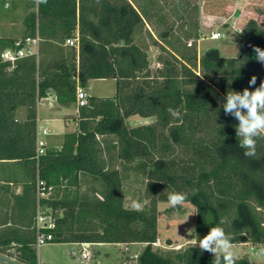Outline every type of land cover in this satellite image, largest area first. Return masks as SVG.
<instances>
[{
  "label": "trees",
  "instance_id": "obj_1",
  "mask_svg": "<svg viewBox=\"0 0 264 264\" xmlns=\"http://www.w3.org/2000/svg\"><path fill=\"white\" fill-rule=\"evenodd\" d=\"M33 1L28 35L38 32L43 42L61 44L78 34L79 50L50 61L20 60L10 70L1 50L14 41L0 39V168L9 170L0 178V253L15 251L18 261L38 264V179L53 188L52 199L43 201L55 217V228L46 231L53 236L50 243H140L146 247L138 264H212L213 255L195 246L174 256L153 250L156 203L178 192L196 209L198 239L219 225L234 244H264L257 213L264 210V138L257 140L254 156H245L236 137L238 121L222 107L228 90L242 92L253 75L257 80L250 91L264 80V64L253 51L264 49L257 21L240 33L244 49L238 57L206 53L198 61L201 76L168 34L160 35L161 49L170 58L153 74L147 53L134 40L148 13L129 0ZM108 79L116 81V96H89L79 111L78 132L37 160L39 101L54 91L57 101L68 105L76 102L78 86ZM169 108L180 115L173 117ZM20 109L26 111L23 121L17 118ZM134 115L156 118V123L129 127L126 120ZM177 147L189 156L176 157ZM136 162L152 194L147 210L125 208L122 171L114 167ZM87 177L101 186L93 198L80 193ZM12 184L22 185V192L17 194ZM237 264L254 263L243 257Z\"/></svg>",
  "mask_w": 264,
  "mask_h": 264
},
{
  "label": "rangeland",
  "instance_id": "obj_2",
  "mask_svg": "<svg viewBox=\"0 0 264 264\" xmlns=\"http://www.w3.org/2000/svg\"><path fill=\"white\" fill-rule=\"evenodd\" d=\"M177 1L167 0L164 12L162 13L163 23L155 24L141 23L135 32V43L148 54L150 68L153 74L164 68V60L170 58L167 53L160 49L158 39L160 35L167 33L169 39L175 44L178 52L189 58L193 68L199 76L203 74L200 67V59L206 53L214 50L220 52L221 57H238L244 49V42L240 33L246 28L251 20L257 21L261 32H264V0H241L238 3H226V0H206L200 7L199 19H194L192 12L184 14L177 11ZM185 2L188 0H184ZM190 1V0H189ZM188 1L189 4H191ZM33 0H11L10 6L6 7L5 2L0 0V39L10 42L23 38L30 33L31 25L29 16L35 11ZM192 2V1H191ZM230 2V1H229ZM236 17L232 18V15ZM41 22V21H40ZM219 32L222 38L216 41L211 40L212 34ZM199 35V36H198ZM204 39L202 41V39ZM201 39V40H199ZM75 48L68 47L66 41L61 44L43 42L40 48V61L62 58L71 54ZM4 49L1 50V57ZM161 56L162 61L158 62ZM51 58V59H48ZM4 58L2 57V60ZM38 59V60H39ZM176 66L180 68V63ZM194 86L188 87L193 88ZM85 91V90H84ZM86 92V91H85ZM90 97L114 98L116 96V82L112 80L93 81L89 89ZM23 113L19 111L18 120L23 119ZM129 127H139L156 123V118H142L134 115L126 120ZM45 128L42 125L40 131ZM159 133L168 134L166 129H158ZM40 132V133H41ZM52 134H62L64 130L50 131ZM73 132V131H71ZM43 137V136H41ZM44 138V137H43ZM62 141H50L49 147L59 148ZM176 157H188L182 148L177 147ZM138 162L122 166L115 165L122 171V182L124 192V206L131 210H147L152 206V194L147 192L148 181L144 173L136 168ZM8 172V173H7ZM9 170L0 168V178H6ZM18 185L12 188L15 190ZM101 190L100 183L87 177L83 180L80 193L94 197ZM53 195V192H52ZM4 195L0 192V198ZM52 199V196H51ZM158 213V240L153 244V250L162 255L174 256L191 246H196L197 237V213L196 209L189 203L172 207L169 202L159 201L156 203ZM263 219L264 210H257ZM195 229V233L189 234V229ZM237 259L247 257L254 264H264V258H258L251 254V248H258L261 245H254L251 242L235 244ZM146 247V244H92L89 250L91 259L84 260L81 257L82 246L77 243H46L42 246L36 245L38 264H138V257ZM1 254L0 259H5L0 264H24L14 258L13 254ZM12 262V263H11Z\"/></svg>",
  "mask_w": 264,
  "mask_h": 264
},
{
  "label": "clouds",
  "instance_id": "obj_3",
  "mask_svg": "<svg viewBox=\"0 0 264 264\" xmlns=\"http://www.w3.org/2000/svg\"><path fill=\"white\" fill-rule=\"evenodd\" d=\"M46 3L47 0H38ZM255 59L264 64V49L254 47ZM257 77L253 75L249 80V87L242 92L228 90L225 94V102L222 104L225 115L234 117L238 124L235 126L236 137L239 138V147L244 149V155H255L257 140L264 138V80L254 90H249L256 84ZM173 117L180 115L177 109L169 108ZM184 193L172 192L168 195V202L172 207L184 204ZM223 221H221V224ZM195 233V229H189V234ZM200 251L213 255L212 264H237V251L233 239L226 234L223 227L215 225L206 235L199 238L196 246ZM251 254L264 258V245L251 248Z\"/></svg>",
  "mask_w": 264,
  "mask_h": 264
},
{
  "label": "crops",
  "instance_id": "obj_4",
  "mask_svg": "<svg viewBox=\"0 0 264 264\" xmlns=\"http://www.w3.org/2000/svg\"><path fill=\"white\" fill-rule=\"evenodd\" d=\"M133 6L137 10H141L143 12L148 13V17H146V20H144L145 24H155L158 21V25L161 26L163 23V17L161 16L164 12L167 0H129ZM189 1V0H188ZM188 1L179 0L177 1V11L183 12V11H191L197 14V16L194 19H199L200 16V7L205 3L206 0H190ZM192 1V2H191ZM230 1V2H229ZM241 2V0H226V3H238ZM194 8V9H191ZM236 17V15H232V18ZM154 18H157V21ZM202 39V38H201ZM199 39V40H201ZM204 39H202L203 41ZM43 43V41H42ZM41 43V46H42ZM158 44L161 49V47L164 45L161 41V38L159 36ZM68 46V45H67ZM69 47V46H68ZM147 53V52H146ZM148 55V54H147ZM59 58V57H58ZM51 59V58H48ZM53 60V59H51ZM151 69V68H150ZM112 80V79H108ZM93 81H99V80H92L89 82L88 86L86 88H83L88 96H91L89 93L90 85ZM115 81V80H112ZM116 82V81H115ZM117 90V89H116ZM101 98V97H97ZM77 99L76 102L68 104V105H62L57 101V97L54 91H49L47 96L42 98L39 101L38 104V132H41L40 129L42 125L45 126L43 130L48 131V135L45 136V139L48 143V148H57V146L49 147L50 141H62L61 143H58L62 146L64 142V138L67 134H75L78 132L79 129V111H80ZM21 113H23V120H25L26 117V111L25 109H20ZM19 113V112H18ZM64 130L62 134H52L50 131L54 130ZM73 131V132H71ZM60 146V147H61ZM59 147V148H60ZM3 169V168H1ZM15 172H17L18 176L20 177L21 171L19 169H16ZM14 186L13 184L11 185ZM22 185H18V187L14 190L17 194H20L22 192ZM4 198V197H3ZM37 245V244H36Z\"/></svg>",
  "mask_w": 264,
  "mask_h": 264
},
{
  "label": "built area",
  "instance_id": "obj_5",
  "mask_svg": "<svg viewBox=\"0 0 264 264\" xmlns=\"http://www.w3.org/2000/svg\"><path fill=\"white\" fill-rule=\"evenodd\" d=\"M3 1L5 2L6 7L10 6L11 0H3ZM221 38H222V34L219 32H216L211 36V40L213 41L219 40ZM42 41L43 40L41 39L38 32L35 35H27L23 38L15 40L10 47L4 49L2 53V57L4 58L3 61L10 63L11 64L10 70H12L15 67L16 62L20 60H24L27 58L39 59ZM66 44L69 47L79 50V35L77 34L76 37L67 39ZM88 97L89 96L84 91V89L78 86L77 102L79 107H85L88 104ZM47 135H48L47 130H43L41 133L40 132L37 133V149H36L37 160H39L41 156H44L46 154L48 143L45 139V136ZM41 136H43L44 138ZM36 192L38 198V210L36 216V227L38 232L37 245L42 246L53 240L52 234H49L46 231L55 228V217L52 209L50 207H47L43 203L44 200L47 201L51 199L53 188L47 186L45 181L38 179L36 184ZM80 245L82 246V250H81L82 259L84 260L91 259L92 254L89 250V247L92 244L83 243ZM0 261L6 263L4 262L5 261L4 258L0 259ZM12 264H17V263H12Z\"/></svg>",
  "mask_w": 264,
  "mask_h": 264
}]
</instances>
